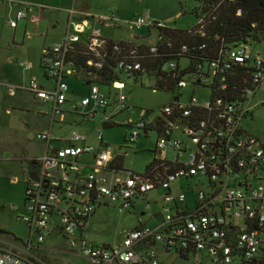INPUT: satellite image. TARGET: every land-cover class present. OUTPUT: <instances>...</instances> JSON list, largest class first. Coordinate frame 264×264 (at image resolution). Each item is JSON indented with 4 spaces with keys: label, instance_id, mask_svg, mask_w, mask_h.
<instances>
[{
    "label": "built area",
    "instance_id": "2783aa9c",
    "mask_svg": "<svg viewBox=\"0 0 264 264\" xmlns=\"http://www.w3.org/2000/svg\"><path fill=\"white\" fill-rule=\"evenodd\" d=\"M28 18L35 25L41 22L28 6L26 10L19 8L8 26L16 29L18 21ZM89 20L107 21L70 9L64 38L45 51L50 58L44 73L54 83L52 88L40 86L33 76L25 88L9 89L10 94L23 90L47 105L52 124L77 126L99 114L105 117L102 129L94 134L98 143L95 147L77 130L64 139H55L48 132L35 135L46 148L44 155L28 164L24 179L26 216L21 221L27 224L30 241L37 238L40 244L57 231L89 264H164L157 247L166 254L173 252L186 264H264V137L251 135L246 126L256 104L264 106V101L254 103L264 84L261 54L254 55L242 45L220 49L217 58L209 62H194L185 57L186 46L176 50L171 41L165 42L168 54L162 55L161 32L167 27L148 13L125 23L113 15L108 18V25H125L134 35L143 29L145 38L153 40L132 47L110 44L98 30L89 28ZM77 44L96 60L93 67L99 76H93L86 86L87 94L70 105L67 80H78L80 75L77 62L71 58ZM106 65L117 76L115 82H121L119 74H126L134 81L153 76L159 83H174L176 94L159 115L151 118L150 111H140L137 122L123 121L126 128L133 129L128 135L131 143L141 135L157 134V165L141 175L122 166L114 169L111 165L117 157L112 156L113 147L102 138L103 125H116L114 118L127 109L128 101L120 94L115 113L107 115L111 100L98 88ZM115 82L109 84L116 86ZM188 86L193 93L206 88L209 99L199 101L192 95L187 103H181L180 91ZM198 110L203 111L202 119ZM66 114L79 117L80 122H68ZM53 142H63L64 146H52ZM170 150L177 155L175 162L165 158ZM185 155L187 161H179ZM179 181L193 183L189 190L197 192L192 206L187 205L181 186L179 194L171 189V184ZM157 190L164 191L162 198L154 199L163 203L162 211L155 213L161 218L158 224L138 225L113 246L86 245L84 227L102 206L112 205L118 213H125L140 202L143 211L150 212L149 198ZM30 248V242L20 247L0 241V264H48Z\"/></svg>",
    "mask_w": 264,
    "mask_h": 264
},
{
    "label": "rangeland",
    "instance_id": "374dc122",
    "mask_svg": "<svg viewBox=\"0 0 264 264\" xmlns=\"http://www.w3.org/2000/svg\"><path fill=\"white\" fill-rule=\"evenodd\" d=\"M28 3L32 9V14L39 16L41 22L35 25L31 19L27 21V26L24 27V21H18L16 30L17 40L19 43H24L25 48L18 49L19 54L12 67L17 73V76L25 84L34 76L40 86L51 87L54 83L46 79L43 75L44 68L40 66L41 61H44L42 56L43 50L51 49L52 46L64 38L67 12L70 9L83 10L91 15L98 16L102 20H107L105 24H98L94 21L88 23L90 29H95L102 36H121L128 37L130 31L125 25L109 24L108 18L113 15L120 23L133 20L137 16L148 13L154 18L161 20L167 28H176L185 30L197 23V19L189 13V10L196 4L194 0H20ZM18 8H13V16ZM42 9V10H41ZM0 12V16H1ZM6 16V15H4ZM96 24V26H95ZM10 28V27H9ZM11 30V28H10ZM146 32V31H145ZM144 33L142 29L138 34ZM28 34L32 37L26 39ZM153 40L146 41L147 44ZM21 44H19L20 46ZM250 51L254 55L260 53L264 60V42L258 45L250 44ZM30 63L32 69L25 71L21 67L24 63ZM20 63V65H19ZM12 68V70H13ZM121 82H115L116 86L111 84H100L98 86L100 92L108 96L111 100L110 106L107 108V115L114 114V105L117 103V97L120 94L127 96V109L123 110L116 118L114 123L117 127L104 129L102 133L103 141L112 146V156L122 157L123 169L137 174H143L145 167L154 159L156 153L157 134L150 133L147 137L141 135L135 143L128 141V135L132 134L133 129L126 128L123 125L124 120L137 122L141 119L140 111H150L151 118L159 115L160 109L171 102L173 94L176 90L160 89L158 80L153 76H142L137 81L134 78H129L126 74H119ZM70 92L68 93L69 104L79 101L87 92L86 85H82L81 81L76 79L67 80ZM23 85V84H22ZM120 85H123L121 87ZM156 91H153L154 87ZM193 88L188 86L180 91V102L185 104L193 95L199 101H207L210 97V92L206 88H201L192 92ZM193 93V94H192ZM18 99V102L25 105L22 108H30L33 113L26 114L25 112H17V110L7 117L6 131L4 137L6 142L11 146L12 155L15 153L27 154L33 153L38 156L44 155V144L38 140L32 139L30 134L36 135L41 132H49L55 137L66 138L73 130L79 131L88 138V143L97 146L94 134L102 129L101 123L104 116L99 114L96 118H92L88 123H82L77 126H64L57 123L50 124V109L47 105L40 101H33V97L27 92H19L15 94H7L5 101L7 103ZM264 101V84L260 91L254 97V103ZM253 111L252 118H248L246 126L251 135L263 138L264 137V106H259ZM70 106H67L68 110ZM40 113H48L43 116ZM42 116L45 117L42 119ZM68 122H80L79 117L66 114ZM50 126L52 128H50ZM19 149V152H18ZM167 160L176 161L177 155L172 150L165 155ZM179 161H187V156L179 157ZM14 175L17 177L12 182ZM189 185V186H188ZM255 185V184H254ZM253 185V186H254ZM181 186L183 192L187 195L186 203L192 206V200L196 194V190L189 188L193 187V183L179 181L171 184V189L175 194H179L178 187ZM25 183L22 181L20 168L16 167L11 162L0 169V241L11 242L14 246H24L30 242L31 251L33 254L43 259L48 264H89L87 260L80 256L78 249H71L68 241L63 238L59 232L54 231L47 236L45 242L37 243V238L30 241L27 224L21 221V218L26 216L24 209L25 199ZM164 196L163 190L154 191L149 198L152 204V211L145 213V220L148 219L150 226H154L161 218L149 219L151 213H158L162 210L160 201L154 202V199ZM264 207V205H263ZM143 211L142 204L137 202L135 208L129 212L118 213L112 206H102L93 217L88 219L84 227V235L86 245L91 246H113L119 244L124 237L125 232L135 228L137 225V216L141 219L140 213ZM159 259L164 264H186L185 261L171 254L164 253L160 247L156 248Z\"/></svg>",
    "mask_w": 264,
    "mask_h": 264
},
{
    "label": "trees",
    "instance_id": "16d2710c",
    "mask_svg": "<svg viewBox=\"0 0 264 264\" xmlns=\"http://www.w3.org/2000/svg\"><path fill=\"white\" fill-rule=\"evenodd\" d=\"M195 6L189 10L197 23L185 30L176 28L163 29V41L160 43L162 55H166V43L171 41L174 43L176 50L181 46L188 48V53L185 57L190 58L194 62L211 61L217 58L220 49H226L234 46L250 44L258 45L264 42V0H194ZM110 44L115 43L113 40L108 41ZM122 45L132 47L135 44L129 42H117ZM143 48V46H141ZM44 49V53H45ZM76 52L71 55L72 60L77 62L79 67V79L82 85H87L92 82L93 76L98 75L95 72L93 64L96 60L85 52L82 45H76ZM42 53L44 61H41L40 66L45 69V64L50 56H45ZM164 59L163 63H164ZM109 64H112L109 62ZM43 69V70H44ZM162 70V67H161ZM242 71V70H241ZM45 79V73H43ZM91 76V77H90ZM159 76H163L159 73ZM103 79L102 84L115 82L117 76L109 65H106L101 73ZM166 80V79H165ZM160 89L174 88L172 81L166 80L158 82ZM198 118H203V111L198 110ZM117 127L111 123H105L104 129H113ZM121 162L117 158L111 166L114 169H120ZM157 165L155 159L145 167V172L153 166Z\"/></svg>",
    "mask_w": 264,
    "mask_h": 264
},
{
    "label": "crops",
    "instance_id": "0c3cea01",
    "mask_svg": "<svg viewBox=\"0 0 264 264\" xmlns=\"http://www.w3.org/2000/svg\"><path fill=\"white\" fill-rule=\"evenodd\" d=\"M28 6H30L28 3L21 2L20 0H0V12L2 13L0 16V169L6 164V162H11L16 167L20 168V173L22 175V181H24V179L27 177L28 168H29L28 164L31 162L32 159H34L35 157H38V155L33 154V153L20 154L19 149H18L19 153H17V154L15 153V155H12V152L14 150L10 151L11 146L6 142V139L4 137V134L6 131V121H7V117L12 115L16 110H17V112H22V113L25 112L26 114H30L33 112L31 111L30 108L23 109L22 107L25 105L19 103L18 99H14L13 102H10V103H7L5 101V99L7 98V94L9 93L10 87H16L18 89H21V88H25L27 86V84L29 83V81H28V83L25 84L24 79L21 80L17 76V73H15L14 68L12 67L13 65H15L16 61L19 62L17 59V56L19 54L18 49H20V48L26 49V47L23 46L24 43H19V41L17 40L16 30L15 29L10 30V28L8 26V21H10L14 18L13 8H18V9L20 8V9L26 10ZM31 11H32V9H31ZM79 11L86 13L83 10H79ZM87 14L91 15L88 12H87ZM4 15H6V16H4ZM29 19L30 18H28L26 21H24L25 22V24L23 23L24 27L27 26V21ZM93 21L95 23H98V24H103L101 22H98V20H93ZM89 22H90V20H89ZM95 26H96V24H95ZM146 33L147 32L144 31V33H140L138 35L130 34L126 38L121 37V36H114L113 34L111 36H103V37L105 39H108V40H113V42H129V44L147 45L146 41H148V39H146L144 36V35H146ZM30 37H32V34L30 35ZM30 37H26V39H29ZM19 44H21V45L19 46ZM43 53H44V50H43ZM28 64L31 66L30 69H32V65L30 63H27V62L21 65V67H23L22 69L25 70L26 69L25 66ZM19 65H20V63H19ZM12 68H13V70H12ZM30 69L25 70V71L26 72L30 71ZM46 82L48 83L47 79H46ZM53 85L50 88H52ZM44 87H46V86H44ZM46 88H49V87H46ZM22 91L23 90H19V91L17 90V91H15V93L16 92L19 93ZM23 92H25V91H23ZM86 94H87V92H86ZM33 101L36 102L34 99H33ZM40 115L46 116V115H48V113L47 114L46 113H40ZM43 116H42V119L45 118ZM50 124L52 125L51 121H50ZM67 126H69V125H67ZM50 128H52V127L50 126ZM48 133H50L55 139H61L60 136L55 137L52 134L51 129ZM30 137H32V139H34L35 136L32 135V133H31ZM62 145L64 146L63 142H53L52 146H59L60 147ZM44 148H46V144H44L43 149ZM117 158L120 160L121 164L123 165L122 157L117 156ZM16 178L17 177L14 175V178H12L11 181L13 182L14 179L16 180ZM145 213L146 212L141 211V213H140L141 219L140 220H139L138 216L136 217L137 218V225L135 227H137L138 225H148L149 224L148 219L145 220ZM91 217H93V216H91ZM149 219L150 220L151 219H155V220L157 219L155 216V212L150 214ZM139 222H141V223H139ZM3 242H5V241H3ZM5 243H11V242H5Z\"/></svg>",
    "mask_w": 264,
    "mask_h": 264
}]
</instances>
